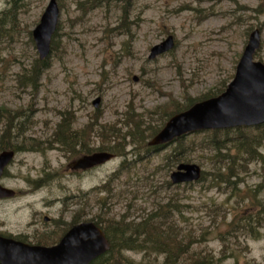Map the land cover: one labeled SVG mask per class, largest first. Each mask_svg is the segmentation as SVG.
<instances>
[{
    "label": "rangeland",
    "instance_id": "rangeland-1",
    "mask_svg": "<svg viewBox=\"0 0 264 264\" xmlns=\"http://www.w3.org/2000/svg\"><path fill=\"white\" fill-rule=\"evenodd\" d=\"M13 1L0 0V20L3 18L4 23H0V107L9 108L11 119L15 118L13 137L23 133L9 143L26 149L18 151L1 180L17 195L0 199V233L31 244H53L74 222L92 219L103 227L120 221L122 215L138 221L160 201L175 195L183 204L182 213L173 217L180 227L196 235L212 231L208 241L196 244L195 249L213 250L224 264H264V235L232 236L223 254L217 234L228 227L216 216L219 203L227 202L228 221L232 220L234 205L241 210L250 204L247 198L237 207L236 199L247 195L246 185H259L258 197L264 200L262 163L249 165L239 196L224 186L209 188L210 178L194 184H168L176 165L185 162L168 157L176 143L144 153V161L150 160L146 167L158 172L151 176L155 189H151L152 182H146L149 172L142 170L143 164L134 172L125 170L108 184L124 158H135L136 147L131 144L124 155L111 150L116 156L100 167L77 173L69 167L78 156L88 154V149L99 151L103 139L108 140L105 135L110 126L117 125L108 133L113 139V131L120 135L134 131L128 123L130 117L144 128L163 127L164 113L173 103L184 105L190 102L188 98L203 101L221 93L236 74L249 35L257 28L262 40L255 59L264 61V0H132L126 12L124 0H57L60 41L52 50L50 66L37 91L24 87V69L39 57L32 32L50 0H23L19 15ZM169 35L174 36L175 47L150 59V50ZM64 111L75 116L74 130L86 128L80 132L83 139L73 144L82 152L57 142L50 145ZM97 111L101 128L96 126L92 132L87 125L95 124ZM5 127L0 119V134ZM193 140L199 144L203 138ZM190 141L187 139L185 145ZM184 155L189 163L212 169L206 152L195 148ZM104 186L110 190L101 189ZM128 204L133 209L127 211ZM124 253L136 263L149 261L140 251Z\"/></svg>",
    "mask_w": 264,
    "mask_h": 264
},
{
    "label": "trees",
    "instance_id": "trees-1",
    "mask_svg": "<svg viewBox=\"0 0 264 264\" xmlns=\"http://www.w3.org/2000/svg\"><path fill=\"white\" fill-rule=\"evenodd\" d=\"M23 0H14L13 9L16 12V15H19L21 8V2ZM99 1V0H98ZM132 0H124L125 3V12L127 8H130ZM100 2V1H99ZM124 12V13H125ZM8 11H4L3 16L8 15ZM0 23H3L0 20ZM33 41V40H32ZM58 41V42H57ZM59 33L54 36L52 45L53 48H56V43L59 44ZM52 48V50H53ZM52 53V51H51ZM51 54L48 58L41 59L37 57L33 60L28 67L24 70L26 72L23 82L24 87L32 86L36 91L39 90L41 86L42 75L50 66ZM224 90V89H223ZM221 90V92L223 91ZM219 94V93H216ZM215 94V95H216ZM211 95V96H215ZM210 96V97H211ZM208 98V96H206ZM190 101L187 104H182L181 102L173 103V106L164 113L166 116L165 120L161 122L166 124L165 121L168 120L171 116L176 113H180L198 100L188 98ZM95 124H88L87 129L95 132L96 126L101 128L98 125L100 112L95 113ZM62 121L57 125L56 132L54 133L55 141L50 143L51 146L57 143H61L63 146H67L66 149L77 152L82 150L79 148L75 150L73 144H76L77 141L83 139V134L80 132L85 131L86 128L74 130L73 122L75 121V116L73 113L64 111L62 114ZM11 110L7 107H0V119L5 121L6 127L5 131L0 134V151L6 149H12L18 153V151L26 149L24 146H12L9 142L11 138H19L23 133L17 134L16 137H13L14 131V119L12 117ZM19 117V116H17ZM11 119V120H10ZM134 129L133 132L123 133L120 135V132H115L114 139L110 137L112 128L117 129V125L110 126L109 131L105 135L107 139H103V144L100 147V150L109 151L113 150L119 155L127 154V145L131 144L136 150V156L134 159H124V162L121 164L119 169L115 171L113 176L110 178L112 181L115 178H119L124 170L129 172H134V169L143 164L141 167L143 171L149 172L148 176H145L146 182L151 183V189H155L156 183H154V178H151L153 175H157L158 172L154 168L149 170L146 165L149 164L144 161V153L147 154L149 151H153L151 147H148L147 140L155 136L158 131L162 128L160 125L155 127H146L144 128L136 120L130 117L128 122ZM103 128L105 126H102ZM210 133V135H208ZM104 134V133H103ZM131 137H130V136ZM81 136V137H80ZM104 136V135H103ZM195 136V137H193ZM201 136L203 141H200L199 144H196L195 140L197 137ZM130 137V140L127 139ZM193 137V138H192ZM103 138V137H102ZM187 139L191 141L188 145H185ZM116 142L113 145L111 142ZM107 142L111 144H106ZM19 143V142H18ZM176 147L172 154L168 157H174V161H182L189 163V159H185L184 154L188 151L194 150L195 148L199 149L202 152L208 154L209 160L212 165V169L204 170L201 181H206L207 178L211 179L209 188H218L221 189L224 186V190L232 191L235 196H239L242 190L241 186H245V178L242 176L244 173L249 171L250 164L253 162L264 164V123L259 126H239L237 128H228V129H216V130H204V132H196L189 135H184L181 138L176 139L174 142ZM85 148V146H84ZM158 147L155 151H158ZM99 150V151H100ZM91 153V149H88ZM170 160V158H169ZM178 161V162H179ZM177 162V163H178ZM7 171L5 172L6 175ZM172 185V182H168ZM162 187V186H160ZM160 187H156L160 189ZM156 189V193H157ZM247 195L236 199L237 207H240L245 199H250V204H246L242 207L241 210H236V206H233V216L232 220L228 221L227 206L226 203H219L216 209V215L222 217L223 223L228 227L225 231H220L217 234V238L223 244V254L228 250L226 247L232 241V236L238 237L239 234H246L253 236L254 238H261L264 234V200L258 197V192H260L259 185H255L254 188L246 185ZM154 192V193H155ZM162 202V203H161ZM255 202V203H254ZM106 203V202H105ZM254 203V204H253ZM127 211L133 209L132 204L127 205ZM226 206L225 209H222ZM183 204L178 200V196L172 195L169 197L168 201H160L156 204V207L153 208L149 213H146L136 219L132 220L128 215H122L120 221L111 222L102 227L101 222L98 221L97 224L102 227L111 242V249L104 253V255L93 260L91 264H224L221 259L214 254L213 250L205 249H195L196 244H201L207 242V235L212 231L206 230L202 231L199 234H194L193 230L186 231L185 227H180L174 220L175 213H182ZM146 211V210H145ZM105 222H109L106 220ZM217 226V225H216ZM218 227V226H217ZM215 227L217 232L219 229ZM43 245V244H42ZM50 245V244H45ZM199 247V246H198ZM134 250L137 252L144 253L145 260L149 261H140L136 263L134 260L126 257L125 251ZM155 255V258L152 257ZM153 258V262H151ZM161 258L163 261L158 262Z\"/></svg>",
    "mask_w": 264,
    "mask_h": 264
},
{
    "label": "water",
    "instance_id": "water-1",
    "mask_svg": "<svg viewBox=\"0 0 264 264\" xmlns=\"http://www.w3.org/2000/svg\"><path fill=\"white\" fill-rule=\"evenodd\" d=\"M40 23L33 31L39 58L46 59L51 41L58 27L60 15L57 0H50ZM239 59L236 74L226 90L215 98L197 102L189 109L173 115L149 142L152 146L168 144L182 135L204 129L261 125L264 123V62L255 60L261 46V30L255 29ZM175 46L169 35L151 49L150 58ZM98 106V100L95 101ZM13 150L0 152V180L8 164L14 159ZM114 154L95 152L73 161L72 168L89 169L112 159ZM202 176L197 164L182 163L171 174L174 183L195 182ZM16 191L0 183V198L15 196ZM110 249L105 232L95 222L73 226L55 246L30 245L13 237L0 235V264H90Z\"/></svg>",
    "mask_w": 264,
    "mask_h": 264
},
{
    "label": "flooded vegetation",
    "instance_id": "flooded-vegetation-1",
    "mask_svg": "<svg viewBox=\"0 0 264 264\" xmlns=\"http://www.w3.org/2000/svg\"><path fill=\"white\" fill-rule=\"evenodd\" d=\"M92 169H93V168H92ZM83 171H85V170L77 169V170H75L74 172H76V173H77V172H83ZM86 171H89V170H86ZM45 219H46V221H48V220H49V218H48V217H46ZM77 223H79V222H75V223H73L72 225H74V224H77ZM72 225H71V226H72ZM71 226H70V227H71ZM65 233H66V231H65ZM65 233H64V234H65ZM59 239H60V238H59ZM59 239H58V240H59Z\"/></svg>",
    "mask_w": 264,
    "mask_h": 264
}]
</instances>
